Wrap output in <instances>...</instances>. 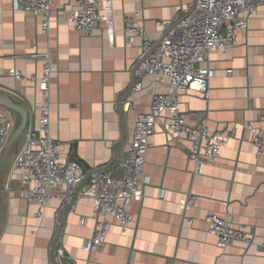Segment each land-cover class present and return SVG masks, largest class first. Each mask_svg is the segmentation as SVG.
Masks as SVG:
<instances>
[{"label":"crops","instance_id":"obj_1","mask_svg":"<svg viewBox=\"0 0 264 264\" xmlns=\"http://www.w3.org/2000/svg\"><path fill=\"white\" fill-rule=\"evenodd\" d=\"M194 1L112 0L108 6L100 0V11L112 13L114 36L105 23L92 34L77 29L60 12L53 14L46 36L40 30L39 14L17 10L14 0H0V95L23 105L29 114L25 134L13 145L0 178V264H55L56 240L59 264H264V156L256 157L249 133L232 138L216 163L196 173L188 161L189 141L167 146L168 115L163 114L150 138L148 181L143 195L131 205L135 223L126 230L114 223L95 254L85 248L95 232L94 198H81L73 208H63L61 200L53 198L40 217L38 204L21 195L24 185L13 171L26 133L35 123L32 104L41 95L32 83L16 81L9 71L15 68L41 77L44 61L30 54L50 47L51 134L60 143L61 158L79 160L87 176L97 171L122 176L118 165L123 147L133 139L136 112L148 111L153 93L164 90L167 82L147 75L142 89L133 91L137 80L133 69L142 58V41L127 43L125 18L139 10L141 23L159 38L162 28L156 20L175 25L182 16L181 6ZM57 2L62 8L72 4V0ZM237 33V44L221 47L211 56L215 75L209 82L210 98L205 99L199 88L182 93L179 108L190 125L196 122L191 112L204 110L213 129L245 119L258 124L264 112V6ZM132 92L136 111L127 110ZM2 114L20 122L17 111L0 105ZM211 211L249 228L258 243L234 242L223 250L208 232L206 215ZM59 250L64 256L57 257Z\"/></svg>","mask_w":264,"mask_h":264},{"label":"built area","instance_id":"obj_2","mask_svg":"<svg viewBox=\"0 0 264 264\" xmlns=\"http://www.w3.org/2000/svg\"><path fill=\"white\" fill-rule=\"evenodd\" d=\"M104 1L111 6L112 0ZM99 4L100 0H72L70 8H62L57 0H14L17 10L36 12L41 16L40 30L46 36L50 35L55 12H60L75 28L89 34L105 23L109 34L114 36L112 13L100 11ZM261 6H264V0H195L181 6L182 16L175 25L163 19L156 20L162 28L159 38H153L141 23L139 10L125 18L127 43L133 44L137 38L142 41V58L133 69L137 79L133 91L142 89V80L147 75L160 76L167 82L164 90L153 93L148 111L136 112L133 139L123 147L118 165L123 171L122 176L104 171L87 176L79 160L61 158L60 143L51 134L50 83L54 62L50 47L46 52L36 50L30 54L44 61L41 77L11 69L9 74L16 81L32 83L41 95V99L32 104L35 123L26 133V141L13 168L24 185L20 189L21 195L38 204L37 214L43 217L48 202L53 198L60 199L63 208H73L74 203L84 197L94 198L95 232L85 243V248L93 254L104 245L103 238L114 223L123 230L133 225L136 218L131 205L143 195V185L148 181L145 168L152 145L150 138L165 113L168 115L165 122L167 146L189 141L188 161L194 164L196 173L203 172L206 164L216 163L221 150L241 134L252 136L258 159L264 156V112L259 114L258 124L245 119L213 129L209 125L207 110L191 112L196 122L190 125L179 108L180 97L189 88H199L205 99L210 98L209 82L215 75L210 66L212 54L221 47L237 44L238 29L247 26L248 20L258 14ZM223 27L225 31H222ZM134 92L126 101L128 111H136ZM15 125L11 116H0V153ZM86 220V217L82 218L81 223L85 224ZM206 222L208 232L217 237L223 250L234 242L246 246L258 243L249 228L238 227L217 212H208ZM60 256H64L63 250L58 251L57 257Z\"/></svg>","mask_w":264,"mask_h":264},{"label":"water","instance_id":"obj_3","mask_svg":"<svg viewBox=\"0 0 264 264\" xmlns=\"http://www.w3.org/2000/svg\"><path fill=\"white\" fill-rule=\"evenodd\" d=\"M0 105L5 106L9 109L15 110L20 114V122L18 123V125L16 126L14 131L12 132V134L9 137L6 145L4 146V149L2 150V152L0 154V178H1L3 166L5 164V161L9 155L13 145L15 144L16 140L19 137H21L22 135L25 134V129L27 127L29 114H28L27 109L23 105L14 102L13 100L8 98L7 96L0 95ZM67 208H70V206H68ZM1 219H2V201H1V197H0V224H1ZM57 243H58V240L55 241L53 248H52V259H53V262L55 264H59V262L56 259V255H55Z\"/></svg>","mask_w":264,"mask_h":264},{"label":"rangeland","instance_id":"obj_4","mask_svg":"<svg viewBox=\"0 0 264 264\" xmlns=\"http://www.w3.org/2000/svg\"><path fill=\"white\" fill-rule=\"evenodd\" d=\"M15 122H16V125H15V127L17 126V124H18V122H19V120H15Z\"/></svg>","mask_w":264,"mask_h":264},{"label":"bare ground","instance_id":"obj_5","mask_svg":"<svg viewBox=\"0 0 264 264\" xmlns=\"http://www.w3.org/2000/svg\"><path fill=\"white\" fill-rule=\"evenodd\" d=\"M11 136V135H10Z\"/></svg>","mask_w":264,"mask_h":264}]
</instances>
